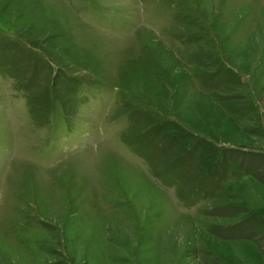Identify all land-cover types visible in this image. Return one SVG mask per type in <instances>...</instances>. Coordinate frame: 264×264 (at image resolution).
<instances>
[{
  "label": "rangeland",
  "instance_id": "1",
  "mask_svg": "<svg viewBox=\"0 0 264 264\" xmlns=\"http://www.w3.org/2000/svg\"><path fill=\"white\" fill-rule=\"evenodd\" d=\"M0 264H264V0H0Z\"/></svg>",
  "mask_w": 264,
  "mask_h": 264
}]
</instances>
